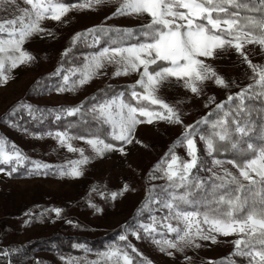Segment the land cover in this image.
Masks as SVG:
<instances>
[{
  "label": "rangeland",
  "instance_id": "rangeland-1",
  "mask_svg": "<svg viewBox=\"0 0 264 264\" xmlns=\"http://www.w3.org/2000/svg\"><path fill=\"white\" fill-rule=\"evenodd\" d=\"M62 2L70 6V10L61 20H41L43 31L28 37L22 45L33 59L10 71V62H6L5 75L9 79L0 84V139L5 142L6 152H11L14 147L25 157L21 164L15 161L0 164V264H112L104 253L113 249H118L121 254L127 253L133 264H144V261L148 264H222L229 260L234 264H250V257L234 255V241L243 238L242 234L224 236L213 232L215 243L197 239L199 248L187 246L183 251L163 245L164 240L176 239L175 233H169L162 227L166 223L164 217L169 215L163 202H171L172 195H177L180 188L170 187V182L157 168L166 169L172 154L181 161H190L186 142L180 143L185 133L206 118L213 108L222 105L229 96L238 95L242 88L258 77L235 48L226 45L225 50L216 51L215 58L201 59L215 69L228 87H220L207 80L198 83L200 93L194 94L182 81L169 78L158 96L178 112L182 123L173 124L155 118L150 124L140 123L132 133L131 143L116 140L111 134V126L104 125L115 145L111 144L112 150L98 155L86 143L88 139H103L98 134L81 139L69 131L45 127L43 118L49 114L70 117L64 110L80 108L93 92L104 86H113V89L120 85L140 87L137 83L139 72L116 76L114 73L120 66L105 63L99 73L84 85L77 84L71 91L59 90L68 87L63 80L65 75L69 76V84L78 81L88 59L104 48H116L103 45L105 29L130 31L148 25L151 18L147 14L116 15L123 0H102L101 3L91 0L90 6L85 7H80L85 0ZM17 4L19 8H29L24 0H17ZM20 14L18 8L9 6L6 10L0 3V22ZM0 38L7 39V33L0 34ZM76 44L85 45V49L79 48L76 55L72 53L75 57L72 64L66 65L68 63L65 62L63 66L61 57L65 53L70 54L71 45ZM129 46L132 45L120 47ZM243 51L252 64L264 66V47L258 43H245ZM124 94L112 92L100 102L80 108V111L94 116L91 111L94 105L117 98L118 102L129 103ZM149 110L163 111L152 105ZM138 119L146 120L139 116ZM57 132L74 137L70 141L72 146L83 149L89 158L86 164L79 166L82 174L78 177L61 175V172L70 173L74 166L72 162L82 157L79 151L71 152L66 145L61 146L55 138ZM191 138L196 144L197 162L200 156L201 159L209 157L206 142L193 134ZM33 162L49 167L37 170ZM234 165V162L212 158L207 160L206 172L208 176H223L230 180L231 177L225 176L227 170L243 180L239 176V167L244 165ZM13 167L15 171H12ZM250 175L259 179L251 171ZM158 178L160 184L155 180ZM125 187L127 191H124ZM113 194H116L115 198ZM150 197H154L151 203ZM180 207L187 210L183 204ZM54 209H60V215ZM153 217L160 223L156 225V232L148 235L141 225L152 224ZM170 222L173 226L182 227L176 220ZM201 226L205 230L209 227ZM108 235L114 237L103 240ZM122 235L126 239L121 240ZM59 239L65 240L67 248ZM95 241L100 244L94 245ZM33 242H42L44 248L38 247L28 253L23 251V259H13L14 254L24 250L22 245L29 246Z\"/></svg>",
  "mask_w": 264,
  "mask_h": 264
},
{
  "label": "snow or ice",
  "instance_id": "snow-or-ice-1",
  "mask_svg": "<svg viewBox=\"0 0 264 264\" xmlns=\"http://www.w3.org/2000/svg\"><path fill=\"white\" fill-rule=\"evenodd\" d=\"M101 3L102 0H95ZM5 5V9L9 6L18 8L20 15L14 19L4 20L0 22V34L7 33V39L0 38V84L6 83L9 77L5 75V64L10 62V68L15 69L19 65L25 64L33 59V57L22 49V45L26 39L34 33L43 31L40 27V21L43 19H52L60 21L61 18L70 10V6H66L62 0H24L29 8H19L17 0H0ZM91 0H85V4L80 7L90 6ZM264 5V0H260ZM247 7L237 3V0H123L121 6L117 9L116 15L125 14H147L151 21L145 25L146 31L142 32L145 37L143 42L129 47L104 48L98 55L88 59V62L81 70L80 79L72 81L69 84V76L63 77L67 88H61L60 91L74 90L77 84L84 85L94 78L99 70L105 66V63H115L120 67L117 68L114 75H127L129 72H139L140 79L137 81L142 92L133 91L132 97L137 101L139 106L125 103L123 100L113 99L103 104L94 105L91 111L94 113L93 119L97 120L101 125H110L112 136L119 141L126 143L132 142V133L135 127L140 123H152L154 118L165 120L169 123L180 124L182 120L178 112L167 102L158 96L160 88L167 82L169 78H175L182 81L185 86L194 94L200 93L198 83L212 80L217 86L228 87L227 82L219 76V74L204 59L215 58L218 49L225 50L226 45L235 50L243 57L244 61L252 69L255 77L256 86L264 90V66L252 64L247 54L243 51L245 43H258L264 47V20H256L253 17L238 18L237 12H230L229 8ZM215 14V15H214ZM223 14V15H221ZM241 19L246 23H241ZM19 25V27H17ZM260 29V34L253 35L251 31L245 29ZM79 39V36L76 37ZM11 53V54H9ZM18 53V55H17ZM67 53H65L66 55ZM159 62H164L161 65ZM157 65V69L151 66ZM142 69V71H141ZM75 74V70L72 73ZM254 77V78H255ZM253 85H249L238 94V98L243 105L245 95L250 92ZM264 94V92H262ZM234 97L229 96L228 100ZM147 102V105L141 103ZM148 105L158 106L157 110H149ZM223 105H217L222 108ZM113 108L116 111H113ZM68 116H73L80 111V108H71L64 110ZM139 117H145L146 120H140ZM60 117L58 116L57 119ZM221 129L218 133L220 141L230 138L231 133L224 126V122L213 124V128ZM237 132L245 133V128L237 125ZM192 132L189 130L185 133L181 144L186 142L188 156L190 161H181L175 154L171 155L170 162L167 167H158L157 171H162L163 175L170 182L172 188H185L191 184L189 180L191 170L197 167L196 144L191 138ZM55 138L58 139L61 146H67L68 151H79L81 159L73 161V167L70 173L61 172V175L70 174L78 177L82 174L79 166L88 162L89 158L84 155L83 149H76L70 141L74 138L67 133L57 132ZM81 139H83L81 137ZM209 152L214 150L213 139H205ZM96 151L98 155H103L105 151L112 150L111 144L105 143L103 139L94 138L86 141ZM233 148L236 144L233 143ZM251 147V145H249ZM123 151L122 149H120ZM25 157L13 147L11 152L5 151V142L0 139V164H10L15 161L21 164ZM215 163L220 164V161ZM232 163V161H229ZM35 169H47L49 166L39 162H33ZM239 167L238 165H234ZM15 167L12 171H15ZM259 177V181L250 175V171ZM225 176L231 177L227 183L236 184L237 190H243L244 185L225 170ZM239 176L250 184H259L264 182V149H261L258 155L247 162L243 167H239ZM221 180L219 185H215V189L225 187L224 177H218ZM196 187H199L197 184ZM125 187L124 191H127ZM264 192V188L261 189ZM191 191H185L180 195H172V201H164L163 207L169 210V215L164 217L166 223L162 224L167 232L175 233V240H164L163 245L167 248L183 251V247L191 246L199 248V240H211L216 242L213 232L224 236L242 234L243 238L234 241V255L248 256L251 258L250 264H264V197H261V207L256 208L254 205L248 208L247 214L243 217L234 215L239 213L248 206V197L241 199L240 196H231V190L218 196L213 193V199L205 200L206 210L200 212L198 210H184L181 204L191 205L194 203L189 197ZM116 194H113L115 198ZM154 197H150L151 203ZM212 204L227 205L225 210L221 207H211ZM57 215H60V209H54ZM176 220L178 225L173 226L170 222ZM160 223L153 217V223L149 225H141L145 233L151 235L156 232V225ZM201 225H208L205 230ZM121 240L126 239L125 236L120 237ZM160 244L161 241L154 240ZM256 245H261L259 249ZM163 251L164 248L162 247ZM136 250L133 249V252ZM138 254V253H137ZM139 255V254H138ZM171 255V253H169ZM104 256L112 261V264H133V259L127 253L121 254L118 249H113ZM190 259V258H188ZM144 264H148L144 261ZM222 264H234L233 261L222 262Z\"/></svg>",
  "mask_w": 264,
  "mask_h": 264
},
{
  "label": "trees",
  "instance_id": "trees-1",
  "mask_svg": "<svg viewBox=\"0 0 264 264\" xmlns=\"http://www.w3.org/2000/svg\"><path fill=\"white\" fill-rule=\"evenodd\" d=\"M80 1V0H77ZM238 4L247 5V7L234 8L230 7V12H237L238 18L244 17H253L256 20H264V5L260 3V0H237ZM215 15V14H214ZM223 15V14H221ZM241 23H246L247 21L241 19ZM101 30H104L101 28ZM147 29L144 27L134 28L130 31L125 29H105L104 34V46L111 47H120L123 45H134L140 42H143L145 37L142 35L143 31ZM245 31H251L253 35H259L260 29H252L251 27L245 29ZM69 46V44H68ZM72 51L70 54L64 55L61 57L62 65H65V62L71 65L76 55L78 49H85V45L76 44V46L71 45ZM82 49V50H83ZM72 53H74L72 55ZM163 66H167L164 62H159ZM152 69H157V65H154ZM249 85H253V88L250 90L248 94L245 95L243 105H241V101L238 98V95H233V100H226L222 104V108H213L207 115L206 118L201 120L191 129V132L194 136L200 137L203 141L205 139L210 138L214 141V150L209 153V157L206 159L199 158L197 162V167L191 170L189 180L192 181L191 184L186 185L185 188H180L178 190L180 195L185 191H191L192 195L189 199L194 201L193 204H183L187 207L188 211L198 210L203 212L206 210V205L204 204L205 200L213 199V193L218 196L219 194L227 193L231 190V196H240L241 199L248 197V206L245 207L239 213H235L234 215L243 217L247 214L248 208L253 205L256 208L261 207L260 201L261 197H264V192L261 191L264 188V182L259 184H250V182L245 180H240V182L244 185L243 190H237L236 184H229L225 179V187L220 189H215V185H219L221 180L218 177L208 176L206 172L207 168V160L210 161L212 158L223 161H232L236 163L238 166L244 165L246 162L253 159L256 155H258L261 149H264V90H262L259 86H256L255 81L252 80L250 83L242 88L244 90ZM142 92V89L138 86L132 85H120V86H104L99 91L93 92L87 100H85L81 109L85 106H91L103 100L110 93H125L124 97L127 101L133 106H139L137 101L133 99L132 92L133 91ZM147 105V102H141ZM151 105H148V108ZM46 121V122H44ZM224 122V126L231 133L229 139L225 141H220L218 136H214L213 133H218L221 131L219 127L213 128V124L217 122ZM44 126L50 128L51 130H63L69 131L71 134L77 137H88L91 135L98 134V136L102 137L106 142L110 144H114L115 142L110 139L107 133V129L104 125H100L97 120L93 119V116L87 113L84 110H81L77 114L66 117L59 118L55 117L52 114L47 115L43 118ZM32 123V121H29ZM239 125L240 127L245 128V133L237 132L235 129ZM93 134H90L92 133ZM96 132V133H94ZM233 143L236 144V147L233 148ZM251 145V147H249ZM154 169H147V171L151 172ZM201 169V170H200ZM158 184L159 178L155 179ZM239 180V179H238ZM259 181L258 178H256ZM199 187H196V185ZM211 207H221V210H225L227 205H216L212 204ZM109 237H114L112 235H108L107 237H103V240L108 239ZM61 238H63L61 236ZM60 243L67 248V244L64 239H59ZM94 245H99V241L93 242ZM62 246V247H63ZM24 250H22L18 255H13V259L19 260L23 259V251L31 252L35 248L41 247L44 248L42 242H33L29 246H21ZM261 245H256V248L259 249Z\"/></svg>",
  "mask_w": 264,
  "mask_h": 264
}]
</instances>
